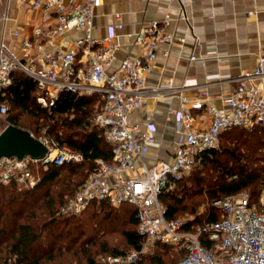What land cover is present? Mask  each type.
Here are the masks:
<instances>
[{"label":"built area","instance_id":"1","mask_svg":"<svg viewBox=\"0 0 264 264\" xmlns=\"http://www.w3.org/2000/svg\"><path fill=\"white\" fill-rule=\"evenodd\" d=\"M99 5L100 0H70L68 4L63 0H31V8L51 15L54 23L35 28V42L23 41V49L33 48L35 54L19 56L0 42V133L6 127L2 124L8 110L6 90L14 72L24 73L35 81L36 102L41 108L50 109L65 91L99 95L103 104L92 123L102 131L110 161L96 160V167L74 194L66 198L59 214L78 215L94 203L115 207L131 204L136 209L137 231L143 243L139 250L125 255H102L95 264H136L157 245L178 251L181 256L174 264H264V208L251 202L248 194L214 200L221 218L203 223L166 218V206L161 200L164 192L175 190L201 154L219 146L223 132L234 127L264 125V55L258 56L253 68L234 79L233 90L220 104L206 101L205 88L200 89L199 98L193 102L181 97L174 112L179 128L171 160L147 164L141 160L155 143V137L139 123L130 122L129 116L148 95L162 96L161 87L147 86L145 75L160 45L169 46L175 41L182 42L183 38L176 39L165 30L171 20L169 14L161 20L154 19L134 35V42L144 47L143 53L123 58L117 70L111 71L118 44L111 36L93 37L94 12ZM181 16L186 19L183 12ZM73 30L83 33L68 51H44L55 34ZM163 53L167 56L168 51ZM193 84L186 83L185 87ZM168 86L171 94H175L171 82ZM194 110H203L209 118L206 126L198 123ZM39 140L46 146L40 158L30 155L0 158V183L31 189L40 182L34 167L82 161L80 153L60 146L54 139Z\"/></svg>","mask_w":264,"mask_h":264},{"label":"trees","instance_id":"2","mask_svg":"<svg viewBox=\"0 0 264 264\" xmlns=\"http://www.w3.org/2000/svg\"><path fill=\"white\" fill-rule=\"evenodd\" d=\"M37 87L35 81L21 72H14L12 82L6 90L8 106L4 120L8 124L30 131L21 125L20 114L41 119L50 126L49 134H54L60 146L82 155V161L66 163L60 166L48 165L37 167L41 174L40 182L31 189L19 188L15 183L4 185L0 183V243L4 236L10 238L7 255L0 259L2 264H43L63 254V248L58 246L54 252V244L61 239H69L65 250L71 249V243L83 242L85 245L92 243L98 233L115 231V222L122 219V213L128 215L125 221L130 227L123 228L120 233L129 251L119 250L117 247H106L103 243L101 253L96 257L86 246L82 247L81 254L86 256L84 264H95L102 255H125L141 248L143 237L137 231L136 209L131 204H122L118 207L107 203H94L78 215H61L59 208L65 199L74 194L82 185L87 175L96 167V160L110 161V151L102 131L93 125L91 118L99 111L103 99L99 95L84 96L69 91L62 92L55 104L50 109L41 108L36 102ZM12 108L19 113L12 114ZM51 124H50V123ZM60 125L65 129L64 135H59L56 128ZM31 133V132H30ZM227 143L233 142L234 149L225 145L205 151L200 155L197 166L211 165L219 171L216 185L202 189L203 186L197 179L196 193L185 190L189 178L181 179L176 187L193 196L203 190L209 200H216L226 196L249 192L251 202L257 203V196L264 187V125H255L250 128L234 127L220 136ZM235 146H237L235 148ZM226 155L238 165L222 167L218 158ZM66 171V175H61ZM195 179V178H194ZM50 186H55L57 192L49 191ZM47 188V189H46ZM187 195V196H188ZM188 197H177L172 192H164L161 200L166 206V218L174 219L179 213L180 206ZM41 200L40 204H36ZM184 206V205H183ZM184 209V207H183ZM210 211L195 214L192 222L203 223L221 218L220 211L209 207ZM193 208L191 209V213ZM194 213V212H193ZM83 214L89 224L86 225ZM54 243L49 247V240ZM52 240V241H53ZM79 242V243H80ZM49 249L46 255L39 254L45 248ZM77 256V251H74ZM171 256L173 262H164L163 257ZM181 255L174 248L166 245H157L150 255H143L136 264H145L149 259L157 264H174ZM162 257V258H161ZM48 264V263H46ZM58 264H71L70 260L61 258Z\"/></svg>","mask_w":264,"mask_h":264},{"label":"crops","instance_id":"3","mask_svg":"<svg viewBox=\"0 0 264 264\" xmlns=\"http://www.w3.org/2000/svg\"><path fill=\"white\" fill-rule=\"evenodd\" d=\"M63 1L68 4L70 0ZM30 3L31 0H0V42L19 56L35 54L33 48L23 49V41L35 42L33 30L54 23L51 15L32 9ZM165 14L171 17L165 30L183 41L160 45L145 82L149 88L161 87L162 96L148 95L129 116L130 122L139 123L155 137L141 160L147 164L171 160L179 128L174 112L181 97L193 102L205 88L206 101L220 104L233 90L234 79L253 68L258 56L264 55V0H100L94 12L93 37L111 36L118 44L111 71L117 70L123 58L143 53L144 47L134 42V35ZM82 33L73 30L55 34L44 51H68ZM191 55L195 58L190 59ZM169 82L175 94H171ZM186 83L195 84L185 87ZM194 113L200 125L209 123L203 110Z\"/></svg>","mask_w":264,"mask_h":264},{"label":"rangeland","instance_id":"4","mask_svg":"<svg viewBox=\"0 0 264 264\" xmlns=\"http://www.w3.org/2000/svg\"><path fill=\"white\" fill-rule=\"evenodd\" d=\"M19 113L18 110L13 109L12 108V114H16ZM93 119V117L91 118V120ZM3 126H7L8 123L4 120L2 121ZM20 123L21 125L27 127L31 134L36 137L37 139H55V135L54 134H49L48 133V128H49V124L46 123L45 121H42L41 119H37L31 116H28L25 113H21L20 114ZM50 123V122H49ZM51 124V123H50ZM57 132L59 135H64L65 134V129L61 128L60 125H58V127L56 128ZM221 145H225L226 147H229L231 149H234V145L233 142L227 143L226 141H224V139H220L219 141V146L221 147ZM237 146H235L236 148ZM71 163V162H70ZM218 163L220 164V166L222 167H227V166H233V165H238V163H235L234 160H231L230 157H227L226 155H221L218 158ZM34 172H37V167L33 168ZM38 175V178H41V174L36 173ZM66 171H62L61 175H66ZM189 178L188 180V184L185 183L184 187L185 190H190L193 193H196L197 190V179H199V181L201 182L203 188L202 189H206V188H211L214 187L216 185V180L219 177V171L217 169H215L213 166L207 164L204 166H197L195 169H193L192 171H190L187 175L186 178ZM195 178V179H194ZM55 186H50L49 191H51L52 193L57 192V190L55 191L54 189ZM56 189L58 188L55 187ZM47 189V188H46ZM54 191V192H53ZM243 193H246L249 195V192L247 190L242 191ZM55 194V193H54ZM172 194L176 195L177 197H188L183 205L180 206V211L177 214L176 217L180 218V219H193L195 218V216L197 214H200L201 212H207L210 211L209 207H213V209L215 210V206H214V200H209L206 196V193L204 192V190L201 193L195 194L193 196H190L187 194V192H184V190L178 189L177 187L175 188V190L172 192ZM188 195V196H187ZM258 200H257V204L259 206H262L264 208V187L261 188L260 192L258 193L257 196ZM260 199H263V201L261 202ZM66 200V199H65ZM41 200L37 201L36 204H40ZM184 207V209H183ZM61 208V207H60ZM59 208V209H60ZM193 208V212L191 213V209ZM196 214V215H195ZM83 214H81L80 216H82ZM68 216V215H65ZM122 219L120 218V220L116 221L114 224V228L115 231L113 232H108L105 234H100L98 233L97 237L92 239V243L89 244L88 246L85 245L83 242H80L79 240L75 243H71V249L70 250H65L64 248H66L65 246L67 244H70V240L69 239H61L58 242H56L54 245V252H56L55 249L58 248V246H61L63 249V254L59 257L54 258L53 260H49L46 261V257H43V264H58V261L61 258H64L65 260H70L71 264H84L85 263V259L86 256L81 254V248L86 246L88 249L92 250L91 252L93 253L94 256H98L101 253V247L103 245V243H106L107 246L106 247H117L119 250H124V251H129L131 250V248L129 246L126 245L123 237L121 236L120 231L123 228H129L130 226L125 222L127 220L128 215L122 213ZM82 219H84V222L86 223V225L89 224V221L87 219V217H85L83 215ZM50 239L49 241V247L52 246V244L54 243V240ZM12 240H10V238L8 236H4L2 242L0 243V251H1V256L4 257L7 254V248H8V244L11 243ZM80 242V243H79ZM48 247V248H49ZM47 247L45 249H43L41 252H39V254H49V253H54V252H49V249ZM74 251H77L78 255L74 256L73 253ZM152 253V252H151ZM147 255H150V253H148ZM162 258V257H161ZM2 260L0 259V264H2ZM162 260L164 262H173V259L171 258V256H166L163 257ZM11 262H9L8 264H11ZM145 264H157V263H152L151 260H145L144 262Z\"/></svg>","mask_w":264,"mask_h":264},{"label":"water","instance_id":"5","mask_svg":"<svg viewBox=\"0 0 264 264\" xmlns=\"http://www.w3.org/2000/svg\"><path fill=\"white\" fill-rule=\"evenodd\" d=\"M45 152L46 146L28 130L8 124L0 133V158H22L26 155L40 158ZM122 264L134 263L130 262Z\"/></svg>","mask_w":264,"mask_h":264}]
</instances>
